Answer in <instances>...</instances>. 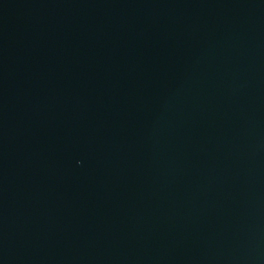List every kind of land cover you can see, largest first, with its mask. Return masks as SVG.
<instances>
[{"label": "water", "instance_id": "1", "mask_svg": "<svg viewBox=\"0 0 264 264\" xmlns=\"http://www.w3.org/2000/svg\"><path fill=\"white\" fill-rule=\"evenodd\" d=\"M0 264H264V0H0Z\"/></svg>", "mask_w": 264, "mask_h": 264}]
</instances>
